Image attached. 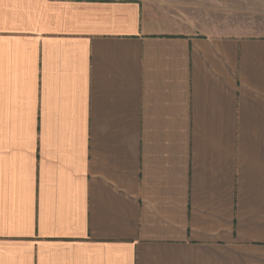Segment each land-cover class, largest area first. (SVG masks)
<instances>
[{"label":"crops","instance_id":"1","mask_svg":"<svg viewBox=\"0 0 264 264\" xmlns=\"http://www.w3.org/2000/svg\"><path fill=\"white\" fill-rule=\"evenodd\" d=\"M169 0H0V264H264V36Z\"/></svg>","mask_w":264,"mask_h":264},{"label":"rangeland","instance_id":"2","mask_svg":"<svg viewBox=\"0 0 264 264\" xmlns=\"http://www.w3.org/2000/svg\"><path fill=\"white\" fill-rule=\"evenodd\" d=\"M209 33L264 36V0H169Z\"/></svg>","mask_w":264,"mask_h":264}]
</instances>
